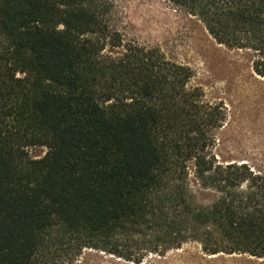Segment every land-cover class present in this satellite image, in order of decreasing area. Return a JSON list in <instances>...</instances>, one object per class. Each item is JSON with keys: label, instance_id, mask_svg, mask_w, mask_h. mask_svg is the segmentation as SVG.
I'll return each instance as SVG.
<instances>
[{"label": "trees", "instance_id": "16d2710c", "mask_svg": "<svg viewBox=\"0 0 264 264\" xmlns=\"http://www.w3.org/2000/svg\"><path fill=\"white\" fill-rule=\"evenodd\" d=\"M168 1L264 79V0ZM111 12L0 0V264H74L88 249L140 264L190 242L264 260V177L212 152L223 107L188 88L190 68L124 45Z\"/></svg>", "mask_w": 264, "mask_h": 264}, {"label": "rangeland", "instance_id": "374dc122", "mask_svg": "<svg viewBox=\"0 0 264 264\" xmlns=\"http://www.w3.org/2000/svg\"><path fill=\"white\" fill-rule=\"evenodd\" d=\"M108 1L111 29L121 35L124 45L158 49L171 62L190 68L193 77L188 88L200 89L205 103L223 107L225 122L215 133L212 150L218 163L246 164L255 175L264 177V79L254 73L253 55L219 45L198 17L168 0ZM47 151L34 147L28 152L32 160H40ZM189 184L203 193L197 195L201 203L211 202L216 195L201 190L192 176ZM150 240L135 239L137 245ZM74 264L137 263L88 249ZM140 264H264V260L243 255L207 256L198 242H190L165 256L149 254Z\"/></svg>", "mask_w": 264, "mask_h": 264}]
</instances>
